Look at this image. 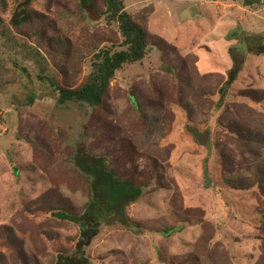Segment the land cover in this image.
I'll use <instances>...</instances> for the list:
<instances>
[{"label": "rangeland", "instance_id": "374dc122", "mask_svg": "<svg viewBox=\"0 0 264 264\" xmlns=\"http://www.w3.org/2000/svg\"><path fill=\"white\" fill-rule=\"evenodd\" d=\"M260 2L122 0L150 45L91 108L58 105L48 79L77 88L94 53L124 49L101 0H0V264H51L72 247L75 227L46 222L40 200L55 191L80 209L67 158L87 141L147 187L125 210L132 223L84 248L86 264H264Z\"/></svg>", "mask_w": 264, "mask_h": 264}, {"label": "trees", "instance_id": "16d2710c", "mask_svg": "<svg viewBox=\"0 0 264 264\" xmlns=\"http://www.w3.org/2000/svg\"><path fill=\"white\" fill-rule=\"evenodd\" d=\"M80 2L85 6L93 4V0H80ZM101 3L103 9L100 14L108 21L116 23L122 37L121 47L124 49L113 53L102 49L94 53L91 70L77 88H63L55 80L46 78L58 105L75 103L98 108L116 72L125 64L140 62L150 45L148 34L125 11L122 0H101ZM243 3L246 6H253L260 5L261 2L260 0H243ZM57 44L58 52H60L64 45L62 42ZM239 57L243 58L240 54ZM239 64L240 71L242 62ZM225 86L226 84L222 83L218 90L219 96L221 94L224 100L227 95ZM34 100L33 97L27 98V105H32ZM213 108L216 112L217 107L213 106ZM82 136L86 141L88 138L86 132H82ZM85 143L82 149H72L67 158L68 167L74 170L82 181L84 201L80 209H74L68 204L64 195L55 191L40 200L43 207L40 210L41 215L46 222L70 224L76 229L72 247L54 252L51 264H86L83 256L84 248L98 235L102 227L112 222L123 225L132 223L125 216V210L146 192V184L121 178L112 168L113 162L107 154H97L91 149L88 141ZM11 236H13L12 233ZM7 237L9 238V233ZM43 238L46 241L51 240L47 235H43Z\"/></svg>", "mask_w": 264, "mask_h": 264}, {"label": "water", "instance_id": "95a60500", "mask_svg": "<svg viewBox=\"0 0 264 264\" xmlns=\"http://www.w3.org/2000/svg\"><path fill=\"white\" fill-rule=\"evenodd\" d=\"M91 9V8H90ZM205 180H206V186L208 185V178L207 177H205Z\"/></svg>", "mask_w": 264, "mask_h": 264}]
</instances>
